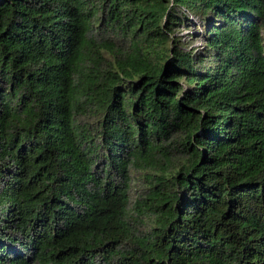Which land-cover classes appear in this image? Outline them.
I'll return each instance as SVG.
<instances>
[{
	"label": "trees",
	"instance_id": "obj_1",
	"mask_svg": "<svg viewBox=\"0 0 264 264\" xmlns=\"http://www.w3.org/2000/svg\"><path fill=\"white\" fill-rule=\"evenodd\" d=\"M263 30L264 0H0V264H264Z\"/></svg>",
	"mask_w": 264,
	"mask_h": 264
},
{
	"label": "rangeland",
	"instance_id": "obj_2",
	"mask_svg": "<svg viewBox=\"0 0 264 264\" xmlns=\"http://www.w3.org/2000/svg\"><path fill=\"white\" fill-rule=\"evenodd\" d=\"M176 13L178 17L175 23L172 24V30H168L169 44H175L181 49L189 50L198 67L208 63H216L217 57L210 54L212 49H210L208 43V26L213 21L218 22L219 17L211 11L202 12L199 9H190L185 5H177ZM180 82L185 87L188 85L184 75L181 77Z\"/></svg>",
	"mask_w": 264,
	"mask_h": 264
}]
</instances>
